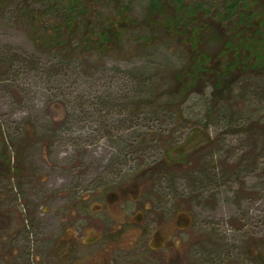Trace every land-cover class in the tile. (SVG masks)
<instances>
[{"label": "rangeland", "instance_id": "1", "mask_svg": "<svg viewBox=\"0 0 264 264\" xmlns=\"http://www.w3.org/2000/svg\"><path fill=\"white\" fill-rule=\"evenodd\" d=\"M211 1L193 2L210 17L222 11ZM125 2L140 25L123 47L68 56L39 44L23 0H0V264H261L264 77L245 102L240 84L228 103L190 96L183 117L148 102L186 53L173 33L145 29L150 0ZM52 4L29 1L36 14ZM113 9L101 0L93 25ZM192 126L205 137L190 143ZM176 146L190 164L164 163Z\"/></svg>", "mask_w": 264, "mask_h": 264}, {"label": "trees", "instance_id": "2", "mask_svg": "<svg viewBox=\"0 0 264 264\" xmlns=\"http://www.w3.org/2000/svg\"><path fill=\"white\" fill-rule=\"evenodd\" d=\"M23 1L18 9L19 16L28 19L30 27L37 28L41 36L39 44L64 52L68 56H72L68 51L73 52V56L77 55L76 47L82 52L89 50L110 52L119 49L124 45V41L121 40L125 31L127 33L131 27L140 25L131 18L130 4L125 0H104L113 5L114 11L108 18L103 19L102 23L99 21V29L92 23L94 22L92 10L101 0H65L66 9L60 17H55L54 14L51 16V12L58 14L60 4L66 3L64 0H53V4L48 8V14L40 10L36 14L35 10L30 9V0ZM193 1L150 0L148 17L145 23H142L145 24V29L157 25L168 35L173 33L175 37L180 38L182 51L186 53L187 58L185 64L172 72L168 79L170 85L166 91L157 93L154 99L153 97L148 99V102L152 103L155 101L160 103L166 99L165 107L176 111L180 117L184 116L185 110L182 103L190 96H202L207 104L209 100L207 92L210 89L213 98L219 95L223 103H228L235 96V86L240 84L243 85L242 90L240 89V99L241 102H245L250 81H258L264 77V0H212L211 3H218L222 11L214 8L216 11L211 10L210 17H206L202 7ZM200 10L204 14H199ZM228 22L231 25H227ZM94 30L97 32L94 33ZM207 36L208 38L212 36L217 42L214 51H207L206 44L209 42L206 41ZM145 42L147 41L141 43V46L146 45ZM144 85L151 87L148 83ZM142 98L139 103L142 102ZM131 103L134 105L133 101ZM224 107L225 105L219 109ZM255 112L256 109L253 108L247 111L250 114L247 118H251ZM198 114L202 113L199 111ZM198 114L195 115L200 119L197 120V124H201L203 118H211L210 112H207L205 117ZM243 116L245 114L242 112V116L238 118H246ZM192 127L190 143L194 138H198L199 134L205 137L201 134L200 127ZM261 128L264 133L262 124ZM203 139L200 141L203 142ZM184 151L185 148L182 146L167 150L168 159L169 155H177V158L164 163L174 166L190 164L189 155H184ZM257 257L260 263L264 264V257L261 254Z\"/></svg>", "mask_w": 264, "mask_h": 264}]
</instances>
